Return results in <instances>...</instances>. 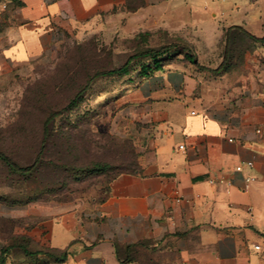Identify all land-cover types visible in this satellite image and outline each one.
I'll list each match as a JSON object with an SVG mask.
<instances>
[{
  "label": "crops",
  "instance_id": "0c3cea01",
  "mask_svg": "<svg viewBox=\"0 0 264 264\" xmlns=\"http://www.w3.org/2000/svg\"><path fill=\"white\" fill-rule=\"evenodd\" d=\"M124 14L190 29L222 59H171L120 100L132 162L97 194L0 200L11 225L1 264H264V0H0V64L43 56L61 29ZM226 52L234 70H199Z\"/></svg>",
  "mask_w": 264,
  "mask_h": 264
},
{
  "label": "rangeland",
  "instance_id": "374dc122",
  "mask_svg": "<svg viewBox=\"0 0 264 264\" xmlns=\"http://www.w3.org/2000/svg\"><path fill=\"white\" fill-rule=\"evenodd\" d=\"M140 26L141 22L131 14H124L89 28L61 29L43 56L21 64L1 62L0 150L17 165L25 167L34 162L42 145L46 119L60 112L49 124L35 171L16 174L0 161V192L15 191L13 196L2 194L13 206L39 202L50 194H58L59 199L92 197L117 172H88L95 163L109 164L117 170L130 168L133 137L129 132H120L125 123L120 119V100L144 82L142 68L150 63V58H135L127 75L94 80L80 100L68 106L96 72L119 68L130 56L170 45L166 63L184 57L186 51L195 61L202 56L222 59V51H203L206 38L194 35L190 29L180 35L158 23L144 21ZM3 29L4 21L0 19V34ZM198 68L209 76L234 70ZM26 190L30 192H22ZM10 230L11 225L0 219V231Z\"/></svg>",
  "mask_w": 264,
  "mask_h": 264
},
{
  "label": "trees",
  "instance_id": "16d2710c",
  "mask_svg": "<svg viewBox=\"0 0 264 264\" xmlns=\"http://www.w3.org/2000/svg\"><path fill=\"white\" fill-rule=\"evenodd\" d=\"M251 38L254 40H258L253 36H251ZM259 40L261 42H264V37L262 39H259ZM169 47H171V45ZM169 47H166L164 49L157 50V51L151 50V51L141 53L139 55L130 56L126 60V62L122 66H120L119 68L96 72L94 75H92L87 80L86 85L76 94V96L73 98V100L69 103L68 106L75 105L80 100L82 95L90 88V86L94 80H96L98 78H102V77H107V76L127 75L128 74V68H129L131 62L140 55L150 58V63H147V65H145L142 68V72H143V75L145 76V78L149 77L151 74H153L156 71L162 70L163 67L167 64L166 59L168 60L169 56H170V53L168 52ZM165 55H166V58H165ZM184 58L186 60L192 62V63L196 62L189 51H186V53L184 54ZM226 60H227V52L225 53L224 61H223L222 65L218 68V71L223 70L225 68ZM59 115H60V112H56V113L51 114L46 119V121L44 123V127H43L44 137H43L42 145H41V148H40L38 154L36 155L34 162L31 165L25 166V167L19 166L8 155H6L1 150H0V161H2L11 172L16 173V174L27 175V174L35 171L37 169V167L39 166L40 161H41L44 144H45L46 139H47L48 134H49V124L51 122H53L54 119ZM113 170H115V169H113V167L110 166L109 164L95 163L92 166V168L88 170V172L93 173V174L94 173L104 174V173L111 172ZM0 200H5V197L1 196ZM7 251H8L7 249H4L1 252L0 264L3 262L2 258L6 255ZM56 259H57V261H62L64 258H60V259L56 258Z\"/></svg>",
  "mask_w": 264,
  "mask_h": 264
},
{
  "label": "built area",
  "instance_id": "2783aa9c",
  "mask_svg": "<svg viewBox=\"0 0 264 264\" xmlns=\"http://www.w3.org/2000/svg\"><path fill=\"white\" fill-rule=\"evenodd\" d=\"M181 148H182V146H181ZM245 167H247V168H252V167H253V162H252V161H248V162H246V163L239 164V165L236 166L235 170H236L237 172H241V171H243V169H244ZM255 180H256L255 177H248V178L246 179V183H247L246 186H248L251 182H254Z\"/></svg>",
  "mask_w": 264,
  "mask_h": 264
}]
</instances>
